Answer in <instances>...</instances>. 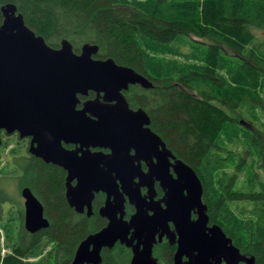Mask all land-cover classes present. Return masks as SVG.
Masks as SVG:
<instances>
[{
    "label": "trees",
    "instance_id": "1",
    "mask_svg": "<svg viewBox=\"0 0 264 264\" xmlns=\"http://www.w3.org/2000/svg\"><path fill=\"white\" fill-rule=\"evenodd\" d=\"M5 4H12L24 25L50 48H58L62 39L73 52L82 44L95 45L96 59H111L150 82L149 89L130 87L127 99L147 113L150 130L195 173L208 224L218 225L254 264H264V128L237 120L243 108L264 116V0H0V7ZM184 40L199 66L174 72L170 61L163 66L152 57L172 54L174 42ZM239 132L243 152L226 151L221 142L238 138ZM34 162L18 154L12 158L13 174L0 180H14L31 191L47 227L29 234L19 224L0 264H68L78 243L105 225L97 214L101 195L94 197L91 215L76 214L64 201L62 173ZM229 167L228 174L217 172ZM244 170L249 187L236 190ZM1 187L5 190L0 182ZM2 189L0 222L3 202L18 206ZM235 202L259 205L256 221L230 213L227 204ZM45 243L50 245L45 255L28 263ZM172 251L161 241L152 256L158 264H171ZM129 260V250L118 243L100 251L99 264Z\"/></svg>",
    "mask_w": 264,
    "mask_h": 264
},
{
    "label": "water",
    "instance_id": "2",
    "mask_svg": "<svg viewBox=\"0 0 264 264\" xmlns=\"http://www.w3.org/2000/svg\"><path fill=\"white\" fill-rule=\"evenodd\" d=\"M0 16V132L29 138V155L66 171L65 200L74 212L85 208L88 215L93 195H104L97 213L105 225L78 243L68 264H99L100 251L115 243L129 250L128 264H157L151 250L162 236L175 245L171 264H254L253 257L240 254L218 225H207L202 187L193 170L149 130V118L141 109H127L121 91L129 85L150 88L145 77L111 59L94 58L95 45L82 44L77 55L65 39L58 48H50L24 25L12 4L1 6ZM89 91L102 94L103 103L96 97L75 111L76 95ZM112 101V106L104 104ZM61 142L79 144L80 156L64 150ZM158 146L166 163L157 165V171L149 168L143 174L132 168L130 149L148 153ZM89 147L109 153H90ZM167 158L172 160L174 179L168 174ZM153 176L163 191L156 202L150 194L139 193L141 186L150 189ZM20 195L23 229L32 234L47 227L42 207L30 191L23 188ZM125 201L134 208L127 220Z\"/></svg>",
    "mask_w": 264,
    "mask_h": 264
},
{
    "label": "rangeland",
    "instance_id": "3",
    "mask_svg": "<svg viewBox=\"0 0 264 264\" xmlns=\"http://www.w3.org/2000/svg\"><path fill=\"white\" fill-rule=\"evenodd\" d=\"M255 36H260V32H253ZM173 48L171 49L172 54H166V55H160L157 54L155 56H152L153 58L158 61V63L162 64L163 66L166 64V61H170L173 65L169 67V70H173L176 72V70L179 68V70H186L188 67L191 66H199L200 62L196 58V53L192 52L193 49H191L190 44L187 41H178L174 42ZM175 69V70H174ZM224 78H226V75H223ZM240 116H237V120L242 121L243 125L246 127H250L253 123L255 127L264 128V116L260 115L257 111L243 108L239 110ZM242 125V127H243ZM237 129L240 131V129L237 127ZM222 145L224 146L226 151H230L232 153H239L241 154L244 150V142L241 138V133H238V138H230L228 141H222ZM25 147V141L24 140H18L15 135L10 136H1V144H0V176H10L13 174V170L10 169L7 166V163L5 160H7L10 155H18L24 149ZM20 152V153H19ZM5 158V159H4ZM250 163L251 166H248L251 169L256 170L255 163L256 159L254 156L250 157ZM223 171L226 174L230 173L231 167L229 168H223L222 170H217V172ZM248 170H244V174L238 175V181L236 184V190L244 189L247 190L249 186L246 184V173ZM1 183H4V186L6 187V195H8L10 198L12 197L15 201L20 202V197L15 191V184L14 180H6L1 179ZM7 205L4 206L2 204V208L5 211L3 215V220L0 222V255L7 253L9 247L12 244V239L14 237L16 228L19 224V218L17 215L10 211L9 208H7ZM227 209L232 213L235 217L238 219H246V220H252L256 221V218L259 214V205H250L248 203L243 202H235V203H229L227 204ZM50 245L45 243L41 247H39V250L36 251L38 254L36 257H33V259L29 258L27 260L28 263H31L32 261H37L40 257H43L46 253V251L49 249Z\"/></svg>",
    "mask_w": 264,
    "mask_h": 264
},
{
    "label": "flooded vegetation",
    "instance_id": "4",
    "mask_svg": "<svg viewBox=\"0 0 264 264\" xmlns=\"http://www.w3.org/2000/svg\"><path fill=\"white\" fill-rule=\"evenodd\" d=\"M74 54H78V52H74ZM95 58V57H94ZM130 87H139L138 85H129V86H127V89L126 90H124V91H121V95L123 96V98H124V100H125V103H126V106H127V109L128 110H131V111H136L137 109H141L139 106H137V105H132L131 103H130V101L127 99V95H129V93H128V90H129V88ZM149 89V88H148ZM102 94H99L98 96L94 93V92H91V91H89V92H87V94L86 95H76V99H77V103L74 105V110L75 111H80L82 108H83V103L84 102H86V101H88V100H93V99H95L96 97L98 98V100L101 102V104L103 103L101 100H100V96H101ZM105 105H107V106H112V105H114L115 104V102L114 101H112V102H109V103H104ZM142 110V109H141ZM146 115H147V113L144 111V110H142ZM88 115V114H87ZM148 116V115H147ZM90 117H92V116H90ZM94 118V117H93ZM149 118V117H148ZM148 128H149V125H148ZM149 130H150V128H149ZM151 131V130H150ZM151 132H153V131H151ZM154 133V132H153ZM155 134V133H154ZM10 135H15L16 137H17V134L16 133H13V134H10ZM10 135H6L3 131H1L0 132V140H1V136H10ZM157 135V134H156ZM158 136V135H157ZM159 137V136H158ZM17 139L18 140H24L25 141V147H24V149H22V151H20L19 153H20V155L22 156V157H28V156H30V157H32L33 158V160L35 161V162H39L42 166H50V167H53V168H56L57 170H59L61 173H62V189H63V192H62V195H63V198H64V201H65V203H66V205L68 206V204H67V202H66V200H65V185H64V183H65V177H66V171L62 168V167H60V166H58V165H55V164H52V163H50V162H48V163H46V162H44L41 158H38V157H36V156H31V155H29L28 154V152H27V148H28V143H29V138H23V139H19L18 137H17ZM162 141V140H161ZM163 142V141H162ZM1 144V143H0ZM60 145H61V147L64 149V150H66V151H75L76 152V155L77 156H80V152L78 151V148H80L79 147V144H74V143H63V142H61L60 143ZM36 146V144L35 143H33V147H35ZM164 146H165V144H164ZM165 148L166 149H168L166 146H165ZM82 150H83V148H82ZM169 150V149H168ZM88 151L90 152V153H96V152H101L102 154H108L109 153V151L107 150V149H103V148H98V147H96V148H91V147H89L88 148ZM170 151V150H169ZM171 152V151H170ZM128 156H129V158H131L132 159V161H131V166H132V168L133 169H136V170H140L143 174L144 173H146L148 170H149V168L151 169V170H154V171H157L158 170V168H157V165H162V163H166V160H165V156H164V153L161 151V149H160V147L158 146L157 148H155V149H152L150 152H148V153H144V152H139V153H135V151L133 150V149H130L128 152ZM172 154V153H171ZM173 155V154H172ZM174 156V155H173ZM17 157V155H10V157H8L7 158V160H5V162L7 163V166L10 168V169H14L15 168V165H13L12 164V158H16ZM175 157V156H174ZM5 159V158H4ZM168 159V163H169V165H168V174L171 176V178H175V173L173 172V169H172V167H171V163H172V160L170 159V158H167ZM175 159H177L176 157H175ZM34 162V163H35ZM34 168H35V166H34ZM134 181L136 182L137 181V178H134ZM151 187H150V189H148L146 186H141V187H139V193H140V195L142 196V197H145V196H148V194H150L151 195V199H152V201L153 202H156V201H158V200H160L162 197H163V191H162V189H161V187H160V185H159V181L158 180H156L155 179V177L153 176V177H151ZM149 182V181H148ZM14 184H15V191H16V193L19 195V197H20V202H17V204H18V206H16V204H14V205H11V204H7L6 202H3V208H4V206L5 205H7V207H6V209L7 208H9V210L10 211H12V212H14L16 215H17V217L19 218V224H21L22 225V228H23V214H24V209H23V199L21 198V195H20V192H21V190L23 189V188H26V187H21V186H19L16 182H14ZM70 184L71 185H73L74 184V180H72L71 182H70ZM0 189H2V187L0 188ZM4 189H5V187H4ZM1 192L2 193H6V189L5 190H1ZM30 193H31V191H30ZM32 194V193H31ZM96 195H101V197H102V202H101V205H100V207L102 206V204H103V201H104V195L103 194H101V193H95L94 195H93V199H94V197L96 196ZM32 196L37 200V198L32 194ZM93 199H92V201H91V206H90V212H89V214L87 215L86 214V210H85V208L82 210V212H80V213H76V212H74V210H73V208H71V207H69L68 206V208L69 209H71L74 213H76V214H84L85 216H89V215H91V213H92V210H93V206H92V203H93ZM38 201V200H37ZM39 202V201H38ZM40 203V202H39ZM40 205H41V203H40ZM159 205L161 206V207H163V204L162 203H159ZM150 206L152 207V208H155V205H153V204H150ZM149 206V207H150ZM42 207V206H41ZM98 209H99V207H98ZM98 209H97V211H98ZM3 213V215H4V213H5V211L3 210L2 211ZM123 212H124V214H123V219L124 220H127L128 218H129V216L134 212V208L132 207V206H130V205H128V203L125 201L124 202V204H123ZM126 212L128 213L127 215H126ZM147 213L148 214H150V212H149V210L147 211ZM42 214H43V208H42ZM98 214V213H97ZM44 217V216H43ZM45 218V217H44ZM101 218V217H100ZM191 218H194V216L193 215H191ZM103 219V218H102ZM105 220V219H104ZM106 222V221H105ZM19 224H18V227H19ZM207 225H209V224H207ZM211 225V224H210ZM18 227L16 228V231H17V229H18ZM169 227H170V229H172V226L169 224ZM24 230V229H23ZM16 231H15V233H16ZM25 231V230H24ZM26 232V231H25ZM26 233H28V232H26ZM30 234V233H29ZM227 237V236H226ZM155 239H157V236H155ZM161 241H166V243L170 246V247H172L173 248V251H172V256H173V253H174V250H175V245L174 244H172V245H170L169 243H168V241L165 239V237L164 236H162V238H161V240L158 242V241H156L153 245H152V249H153V246H155L157 243H160ZM233 245V244H232ZM235 247V246H234ZM151 254H152V250H151ZM241 254V253H240ZM172 256H171V262H172ZM153 257V256H152ZM154 258V257H153ZM155 260H156V258H154ZM156 262H157V260H156ZM158 264V263H157ZM221 264H223V263H221ZM238 264H242V263H238Z\"/></svg>",
    "mask_w": 264,
    "mask_h": 264
}]
</instances>
